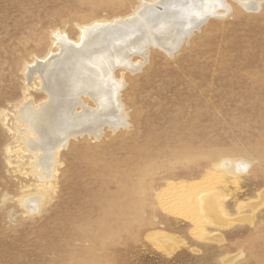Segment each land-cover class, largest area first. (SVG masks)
I'll use <instances>...</instances> for the list:
<instances>
[{
  "label": "rangeland",
  "instance_id": "1",
  "mask_svg": "<svg viewBox=\"0 0 264 264\" xmlns=\"http://www.w3.org/2000/svg\"><path fill=\"white\" fill-rule=\"evenodd\" d=\"M249 1L226 0L172 54L150 46L137 70L115 67L126 126L70 139L40 187L15 129L20 103L45 96L25 66L54 32L78 39L140 0H0V264H264V0ZM228 158L247 169L215 184ZM171 182L195 185L170 202Z\"/></svg>",
  "mask_w": 264,
  "mask_h": 264
},
{
  "label": "bare ground",
  "instance_id": "2",
  "mask_svg": "<svg viewBox=\"0 0 264 264\" xmlns=\"http://www.w3.org/2000/svg\"><path fill=\"white\" fill-rule=\"evenodd\" d=\"M254 1L259 2L250 0L249 3ZM227 5L226 0H140L135 10L126 16L82 25L78 39H71L61 31L54 32L53 50L35 58L23 70L28 81L32 76L38 77L45 95L43 101L35 104L36 100L34 103L31 98H25L15 115V129L22 144L20 149L32 152L30 171L42 181L40 187H44L45 179L55 174L59 151L70 139L85 134L97 138L105 125L112 131L126 126L119 98V90L123 87L121 80L114 77L112 70L115 67L137 70L140 64L131 61V56L136 53L142 57L150 46L172 54L214 12L228 11ZM82 97L91 100L94 106L87 104V107V99L82 100ZM245 163L229 158L221 160L211 173L215 184H224L229 180L237 184L247 169ZM174 183L168 184L174 193L170 200L167 198L170 202H177L179 192L195 185ZM164 194L161 193V200ZM44 195L41 192L24 195L21 205L29 211L36 210ZM210 196L216 199L218 194L212 191ZM198 197L203 201L205 196L200 194ZM219 205L217 209L222 210ZM224 224L228 225L229 221Z\"/></svg>",
  "mask_w": 264,
  "mask_h": 264
}]
</instances>
